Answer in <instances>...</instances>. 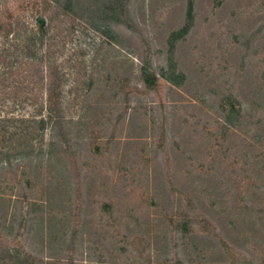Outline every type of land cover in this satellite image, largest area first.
<instances>
[{"label": "rangeland", "instance_id": "obj_1", "mask_svg": "<svg viewBox=\"0 0 264 264\" xmlns=\"http://www.w3.org/2000/svg\"><path fill=\"white\" fill-rule=\"evenodd\" d=\"M122 13L68 45L71 141L0 162V264H264V0Z\"/></svg>", "mask_w": 264, "mask_h": 264}, {"label": "trees", "instance_id": "obj_2", "mask_svg": "<svg viewBox=\"0 0 264 264\" xmlns=\"http://www.w3.org/2000/svg\"><path fill=\"white\" fill-rule=\"evenodd\" d=\"M41 1L32 28L7 9L9 0H0V7H5L1 13L5 19L0 21V162L27 154L49 129L52 138L62 142L59 131L66 128L64 142L71 141L73 120H67L66 107L73 100L72 90L67 89L76 63L75 54L68 51L69 43L76 35L87 38L89 31L107 36L114 25H131L129 14L122 13L128 12L130 0ZM88 55L87 50L81 53L84 67ZM86 81L88 89L92 76ZM37 85H41V95L33 92ZM11 252L14 264H30L22 262L23 252Z\"/></svg>", "mask_w": 264, "mask_h": 264}]
</instances>
